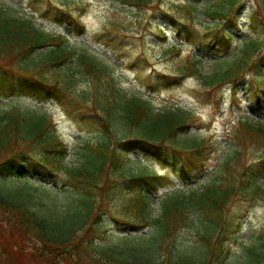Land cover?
I'll list each match as a JSON object with an SVG mask.
<instances>
[{"label": "trees", "instance_id": "1", "mask_svg": "<svg viewBox=\"0 0 264 264\" xmlns=\"http://www.w3.org/2000/svg\"><path fill=\"white\" fill-rule=\"evenodd\" d=\"M120 1L124 5L148 6L153 0ZM181 1L185 2L184 5L190 11L199 13V0ZM206 3L208 5L200 11L213 21V25L211 29L205 30L208 34L202 40H207L214 33L219 43L217 46L210 44L204 50L213 53L216 64L227 66L211 74H204L199 68L202 58L198 53L191 54L178 69L179 76H195L203 87L217 88L244 80L250 74L259 87L264 86V76L260 70L264 62L262 42L253 38L242 39V46L234 54L228 55L224 60L218 59L231 50L232 43L236 40L231 32L232 28L239 25L237 21L234 22V15L242 13L249 3L246 20L248 27L254 31L264 19V0H215ZM8 13L0 9V51L12 50L13 46L18 45L17 48L22 52H28V57L23 59L20 66V70L25 71L24 74L0 67V92L29 97L44 95L45 98L62 100L60 95L66 94L67 89L65 81L55 82L26 74L39 66L64 65L68 61L78 60L90 76L92 88L74 93L73 98H79L80 102L75 100L76 103L86 105L90 110L78 109L77 112L70 111L69 115L78 122L88 119L96 125L97 121L100 128L104 122L109 130L111 126L120 130L122 136L114 138L115 140L112 138L116 144L113 146L109 134L105 131L99 133L100 138L95 144L86 147L87 152L82 154V161L75 167H67L64 163L67 146L57 135L52 118L47 113L35 108L18 107L1 112L0 210L3 214L15 221L19 228L30 230L33 238L44 246L53 247L54 252L62 251L71 247L78 233L84 234L90 229L89 220L97 212L99 198L93 195L95 190L99 191L100 197L106 194L110 197L127 196V212L142 224L129 231L138 232L140 227H152L153 237H126L125 242L129 241L119 247L93 244L90 251L96 254L98 260L116 264H164L167 261L169 264H209L218 260V264H228L227 240L228 237L236 240L241 224V220L231 214V202L239 196L242 200H254L255 195L264 194V159L252 164H244L241 160V151L247 144H258L264 150V125L239 120L242 135L238 137V148L225 155L203 185L196 189L166 194L161 200L158 218L152 219L149 204L153 197L149 193L163 186L165 178L157 177L151 171L134 173L130 170L128 155L130 152H140L162 165L168 164L170 154L178 155L181 157H177L180 160V174L184 176L188 165L197 167L205 161L202 157L207 153L204 140L187 134L197 123L195 114L186 109L155 111L148 98L138 93H124L118 77L110 71L109 66H98L86 54L79 55L73 50H66L60 36L48 34L30 20L9 16ZM191 27L185 26V41L197 42L199 39L194 41L190 34ZM197 47V52L203 49L201 44ZM176 49L178 53L180 46L176 45ZM34 51L38 54L32 57ZM254 57H258V70ZM14 138L18 143L11 146ZM21 145L23 147H18ZM45 172H55L67 177L68 180L63 181L68 189L62 195L75 197L59 215L42 216L24 202L15 201L13 198L19 197L18 195L3 190V183L8 179L20 180L29 176L41 179ZM68 183L78 187L74 190L68 187ZM38 185L57 193L56 188H48L41 183ZM179 224L198 236L199 241L186 249L180 247L179 251L171 253L165 261L160 253L162 239L169 232L173 233ZM3 242H10L15 250L10 251L13 248L2 245ZM0 250L12 257L17 254L31 255L36 259L43 257L41 253L26 254L17 240L4 236H0ZM212 258L214 259L211 260ZM240 264H264V241L260 248L250 250L246 260Z\"/></svg>", "mask_w": 264, "mask_h": 264}, {"label": "rangeland", "instance_id": "2", "mask_svg": "<svg viewBox=\"0 0 264 264\" xmlns=\"http://www.w3.org/2000/svg\"><path fill=\"white\" fill-rule=\"evenodd\" d=\"M199 1L197 13L190 11L181 0H153L148 6L124 5L120 0H0V9L8 11L9 16L30 20L44 32L60 36L66 50H73L79 55L86 54L98 66H109L110 71L118 77L124 93H138L148 98L155 111L186 109L195 114L197 123L187 134L204 140L207 153L202 157L205 161L197 167L189 164L184 176L179 172L178 158L181 157L178 155H169L167 167L140 152H130L128 155L130 170L134 173H148L152 170L159 176H166L162 189L155 196L156 191L150 190L149 193L153 197L149 204L152 219L158 218L161 200L166 192L196 189L203 185L225 155L238 148V137L242 135L238 126L239 119H246L254 125H264V89L256 85L250 74L244 80L217 88L203 87L195 76H179L178 69L190 54L200 55L202 61L199 68L204 74H211L227 66L216 64L213 53L204 50L210 44L218 45L216 35L213 33L207 40H202L208 34L205 30L212 28L213 21L200 10L208 5L206 1L212 3L215 0ZM248 11L249 3L242 13L234 15V22L237 21L239 25L232 28L231 32L236 40L229 53L222 54L218 59H226L228 55L234 54L242 46V39L253 38L264 46V19L253 31L247 27ZM188 25L192 26L190 34L194 41L197 38L199 41H185V26ZM198 44L203 46L200 52H197ZM176 45L180 46L178 53ZM17 46H13L12 50L0 51V67L24 74L20 66L23 59L28 57V52H22ZM174 47L175 50H172ZM37 54L34 51L31 56ZM257 58L254 57V62L258 70ZM260 70L264 76V62ZM26 75L41 76L55 82L63 80L67 85L66 94L60 95L62 100H59L45 98L44 95L15 97L14 94L0 92V113L15 106L20 109L34 107L47 113L52 118L57 135L67 146L68 154L64 160L67 167L77 166L82 161V154L87 152L86 147H92L104 131L111 139L122 136L120 130L112 126L109 130L104 122L100 128L97 121L96 125L88 119L78 122L69 115L70 111L77 112L78 109L90 110L86 105L76 103L80 102L79 98H73L74 93L92 88L91 78L78 60L68 61L64 65L39 66ZM113 139L111 141L114 146L116 144ZM13 140L11 146L18 143L16 138ZM261 158L264 159V150L258 144H247L241 151L244 164L258 162ZM66 178L55 172H45L41 179L32 176L20 180L8 179L3 183V190L18 195H12L15 201L24 202L42 216L59 215L75 198L74 195H62L68 189L63 181ZM38 183L56 188L57 193L40 187ZM262 185L264 187V181ZM68 187L75 190L78 186L68 183ZM93 195L99 198L97 212H93L89 220L90 229L84 234L78 233L71 247L62 251L54 252L53 247L44 246L33 238L30 230L19 228L15 221L0 210V236L17 240L26 254L35 252L43 256L41 259L18 254L12 257L0 250V264H116L98 260L90 247L96 243L119 247L129 241L125 242L126 236L153 235L152 227H140L137 233L129 231L142 224L127 212V196L110 197L106 194L100 197L98 190ZM230 211L241 220V224L236 240L228 237L226 263L240 264L246 260L250 250L260 248L264 241V194L255 195L254 200L235 197ZM180 226L177 225L173 233L169 232L162 239L160 253L165 261L180 247L186 249L199 241L193 232ZM2 245L13 248L10 242H3ZM209 264H218V260Z\"/></svg>", "mask_w": 264, "mask_h": 264}]
</instances>
